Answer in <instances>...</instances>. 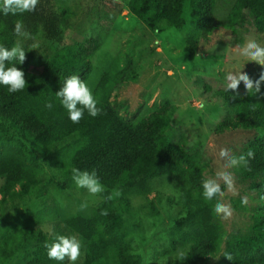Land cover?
<instances>
[{"label":"trees","instance_id":"obj_1","mask_svg":"<svg viewBox=\"0 0 264 264\" xmlns=\"http://www.w3.org/2000/svg\"><path fill=\"white\" fill-rule=\"evenodd\" d=\"M69 3L39 0L34 12L16 19L0 15V45L24 47L25 59L17 67L26 80L25 89L15 93L0 86V205L35 194L45 161L56 166L68 187L73 168L95 171L104 191L89 213L54 222L50 234L40 226H21L1 236L0 264H68L67 259L47 258L45 243L57 234L75 235L83 241L81 264H140L131 227L141 226L145 219L156 220L160 215L157 202L162 200L177 208L161 252L173 264H264V81L252 95L245 90L218 124L220 133L251 135L234 155L253 152L246 166L232 168L242 187L238 195L227 201L221 184L224 195L218 200L232 210L227 228L222 215L214 212L217 199L208 201L202 196V181L212 179V172L208 162L201 161L200 139L189 142L179 135L174 119L178 107L164 102L126 118L113 105L112 95L138 79V66L131 60L116 56L99 75L92 88L100 108L97 116L85 111L78 122L68 120L54 94L70 76L88 80L102 40L96 35L62 44L78 14V6ZM126 6L131 13L139 11L137 7L141 14L148 13L151 32L174 29L181 34L187 61L197 55L201 34L217 29L213 24L215 0H127ZM112 7L107 11L110 16L120 13V5L113 3ZM18 21L28 37L13 33ZM109 27L110 21L103 31ZM222 27L237 48L250 32L264 34V0H235ZM37 34L62 47L39 53L32 43ZM261 74L264 71L246 67L253 81ZM49 103L51 108L46 107ZM158 181L169 183L174 194L153 191ZM152 192L155 196L149 200ZM172 197L176 198L173 203ZM181 251L182 260L178 257ZM225 252L231 254V261Z\"/></svg>","mask_w":264,"mask_h":264},{"label":"rangeland","instance_id":"obj_2","mask_svg":"<svg viewBox=\"0 0 264 264\" xmlns=\"http://www.w3.org/2000/svg\"><path fill=\"white\" fill-rule=\"evenodd\" d=\"M234 1L215 0L213 24L217 29L209 34H201L197 55L191 61L185 59L181 34L174 29H166L162 33L151 32L147 27L148 13L141 14V7H137L139 11L131 13L126 6L127 0H70L69 4L78 6V14L66 29L62 42L64 45H72L89 36L98 35L102 38L92 58L94 69L85 82L91 90L112 58L119 56L136 64L139 69L138 79L123 92L112 95L113 105L126 118H133L145 107L159 106L164 102L177 106L174 119L179 135L189 139V142L200 139L203 146L201 161L208 162L212 179L216 178L218 172L228 171L232 174L231 189L218 181L226 188L227 201L237 196L242 187L235 181L236 175L232 168L225 169L226 160L220 157V150L227 148L234 155L251 135L244 132L220 133L218 130V124L229 115L230 107L245 92L243 83L236 90V95L226 90L225 78L229 73L239 71L246 75L248 66L264 71V66L238 58L240 48L231 45L230 34L222 27L226 24ZM113 3L120 5L121 11L110 16L107 11L113 8ZM11 16L14 19L19 17ZM109 21L110 27L104 32L105 28L102 27ZM250 38L264 46V34L250 32L245 37L244 45ZM32 43L41 54L62 47V44L50 43L42 34H37ZM42 163L45 173L35 194L20 196L6 205H0V237L21 226H40L50 234L54 222L68 215L89 213L98 202L99 193L91 195L85 189L77 188L73 181L70 187L64 185L62 181L65 179L56 166L50 161ZM151 188L167 196L174 194L166 181L155 182ZM154 196L152 192L148 199ZM169 200L173 203L176 198ZM157 205L160 215L156 220L145 219L141 226L131 227L140 264H173L166 256L162 257L161 252L177 208H172L168 200L158 201ZM230 217L223 218L227 228ZM79 240L81 254L76 264H81L83 259V241Z\"/></svg>","mask_w":264,"mask_h":264},{"label":"clouds","instance_id":"obj_3","mask_svg":"<svg viewBox=\"0 0 264 264\" xmlns=\"http://www.w3.org/2000/svg\"><path fill=\"white\" fill-rule=\"evenodd\" d=\"M38 2L39 0H0V15L22 16L34 12ZM12 31L17 37L29 36L23 23L19 21L15 23ZM238 58L264 66V46H261L254 38H250L244 46L240 47ZM24 59L25 49L21 44L17 43L11 48L0 45V86H6V91L9 93L24 90L26 87L24 72L17 67ZM12 61L17 63L13 64ZM262 81H264V74H261L258 80L253 81L239 71L238 73H229L226 76L225 88L236 95V90L243 83L247 94L252 95L254 92L259 91ZM54 95L62 108L66 110L68 120L73 123L78 122L85 111L91 117L97 116L100 112V108L97 107V99L94 97L92 90L77 75L68 77ZM46 107L51 108L52 104L49 103ZM219 155L226 160L224 167L227 169L246 166L248 159L253 156V152L249 150L246 154L236 156L231 154L229 149L223 148L220 150ZM72 180L77 188H83L91 195L104 191V185L100 182V178L95 171H81L79 168H73ZM218 181H222L229 189L232 188V174L228 171L218 172L215 179L202 181V196L208 201L217 199L214 212L226 219L232 215V210L230 205L221 203L218 200L219 197L224 195ZM243 202L246 203V199ZM45 249L49 260L64 262L67 259L69 264H76L81 254V241L75 235L57 234L50 243H45ZM223 255L231 261L230 253L225 252ZM178 257L182 260L184 252H179Z\"/></svg>","mask_w":264,"mask_h":264}]
</instances>
